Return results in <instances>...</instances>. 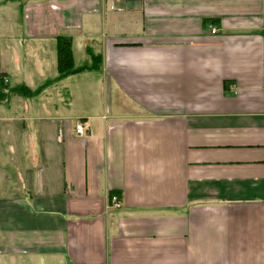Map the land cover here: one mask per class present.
Masks as SVG:
<instances>
[{
	"label": "crops",
	"instance_id": "obj_1",
	"mask_svg": "<svg viewBox=\"0 0 264 264\" xmlns=\"http://www.w3.org/2000/svg\"><path fill=\"white\" fill-rule=\"evenodd\" d=\"M115 1L0 0L7 88L100 61L0 101V264H264V0Z\"/></svg>",
	"mask_w": 264,
	"mask_h": 264
},
{
	"label": "trees",
	"instance_id": "obj_2",
	"mask_svg": "<svg viewBox=\"0 0 264 264\" xmlns=\"http://www.w3.org/2000/svg\"><path fill=\"white\" fill-rule=\"evenodd\" d=\"M71 46V39L69 37L58 36L56 38L57 76L55 78L46 80L33 90L27 88L24 85L7 88L6 85H4L3 79L0 78V101L4 100L8 95H16L23 97H31L38 95L45 87L52 84L55 80L86 70H94L98 68L100 62L99 57H96L93 54H90V64L75 67L73 64Z\"/></svg>",
	"mask_w": 264,
	"mask_h": 264
},
{
	"label": "built area",
	"instance_id": "obj_3",
	"mask_svg": "<svg viewBox=\"0 0 264 264\" xmlns=\"http://www.w3.org/2000/svg\"><path fill=\"white\" fill-rule=\"evenodd\" d=\"M216 29L215 28H211L210 29V32L212 34L216 33ZM85 131H86V125L85 123L83 122H78L75 126V135L78 136V137H82L84 136L85 134ZM109 202H110V205L113 207V208H119L120 207V200L119 198L116 196V195H112L109 197Z\"/></svg>",
	"mask_w": 264,
	"mask_h": 264
},
{
	"label": "water",
	"instance_id": "obj_4",
	"mask_svg": "<svg viewBox=\"0 0 264 264\" xmlns=\"http://www.w3.org/2000/svg\"><path fill=\"white\" fill-rule=\"evenodd\" d=\"M138 0H121V1H115L114 7L118 9H132L135 8V5H139Z\"/></svg>",
	"mask_w": 264,
	"mask_h": 264
}]
</instances>
